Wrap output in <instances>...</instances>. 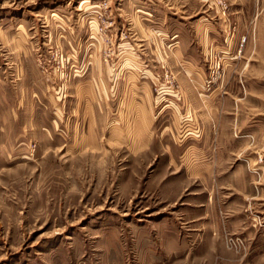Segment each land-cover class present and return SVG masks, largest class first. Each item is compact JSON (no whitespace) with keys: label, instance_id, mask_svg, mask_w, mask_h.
<instances>
[{"label":"rangeland","instance_id":"1","mask_svg":"<svg viewBox=\"0 0 264 264\" xmlns=\"http://www.w3.org/2000/svg\"><path fill=\"white\" fill-rule=\"evenodd\" d=\"M0 264H264V0H0Z\"/></svg>","mask_w":264,"mask_h":264},{"label":"crops","instance_id":"2","mask_svg":"<svg viewBox=\"0 0 264 264\" xmlns=\"http://www.w3.org/2000/svg\"><path fill=\"white\" fill-rule=\"evenodd\" d=\"M217 142H218V140H217ZM204 145H202L201 147H203ZM218 150H219V154H220V146L218 145ZM198 154H199V156H203V155H206V152H204V149L203 148H201L199 151H198ZM225 154H228L227 156L226 155H224V157H230V160L231 159H233L234 158V156H236L237 155V153H235V151H230V152H225ZM219 156V155H218ZM233 162H234V160H233ZM233 162L232 161H230V164H228V168L227 169H223V172H225V173H231L232 172V170H233ZM206 167H208V168H211V170L213 171V172H217V173H219V172H222L221 171V169H214L213 167H211V165H201L200 167H198L196 170V172L198 173V174H201V173H203L202 172V170L205 172V169H206ZM242 167V166H241ZM239 168V167H238ZM195 170H193V172H194ZM198 178V177H197Z\"/></svg>","mask_w":264,"mask_h":264}]
</instances>
